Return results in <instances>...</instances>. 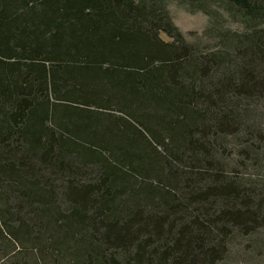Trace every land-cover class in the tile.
Returning <instances> with one entry per match:
<instances>
[{"label": "trees", "instance_id": "obj_1", "mask_svg": "<svg viewBox=\"0 0 264 264\" xmlns=\"http://www.w3.org/2000/svg\"><path fill=\"white\" fill-rule=\"evenodd\" d=\"M177 2L212 45L185 39L169 0H0L8 264H216L233 231L264 227V179L210 158L232 142L239 165L264 162L247 109L264 98V0Z\"/></svg>", "mask_w": 264, "mask_h": 264}, {"label": "rangeland", "instance_id": "obj_2", "mask_svg": "<svg viewBox=\"0 0 264 264\" xmlns=\"http://www.w3.org/2000/svg\"><path fill=\"white\" fill-rule=\"evenodd\" d=\"M168 9L174 24L179 28L188 42L198 44L202 50L206 49L207 45H212L211 40L203 34L209 23L207 15L200 11L190 12L185 5L178 3L177 0H169ZM233 26L235 27V25ZM160 35L163 39L168 38L163 32ZM248 106L247 109L249 108L255 114L254 121L248 124L257 123L264 129V98L260 102L250 103ZM112 113L117 117L121 115L114 111ZM226 140H231L230 135H228ZM211 144L215 147V151L209 150L212 153L210 156L212 158V165L214 164L216 167L221 168L219 166L220 161L218 160L221 159V162L224 163L223 168L228 170V174L232 177V180L234 178L241 184L251 185L254 181L259 183L264 179V162H259L258 160L256 164H251V161H248L247 166L239 165L236 163L238 159L236 155V151L238 150L237 145H232V142H229L227 148H223V145L216 141ZM263 155L264 152L260 153L259 157L262 158ZM89 178L92 179L95 176ZM190 180L191 178L188 176L187 182ZM206 182L205 186L210 183L209 180ZM165 183L167 184L166 181ZM2 261L7 262V259L1 257L0 262ZM216 264H264V227L259 228L252 234L242 235L233 231L228 238L225 253Z\"/></svg>", "mask_w": 264, "mask_h": 264}]
</instances>
